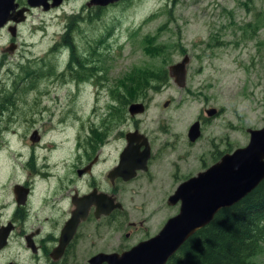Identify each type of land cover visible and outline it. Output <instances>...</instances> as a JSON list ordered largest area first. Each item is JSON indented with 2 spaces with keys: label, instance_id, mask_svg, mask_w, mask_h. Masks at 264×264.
Segmentation results:
<instances>
[{
  "label": "rangeland",
  "instance_id": "obj_1",
  "mask_svg": "<svg viewBox=\"0 0 264 264\" xmlns=\"http://www.w3.org/2000/svg\"><path fill=\"white\" fill-rule=\"evenodd\" d=\"M90 1L68 0L52 10L31 8L28 20L16 27L15 34L5 30L0 35V94L14 86L19 69L52 70L24 73L19 79L27 77L28 87L17 93L15 102L21 104L19 114L29 121L17 123L19 117L18 125L10 128L18 129L17 135L11 137V130L0 135V195L6 184L26 180L22 164L32 154L39 160L47 155L52 166L58 169L66 163L63 170H72L76 136H84L90 128L98 134L111 129L114 155L119 145L115 135H120L118 127L130 118L133 102L148 107L146 114L136 117L150 127L157 128L159 121L168 123L169 130L157 133L154 145L161 146L162 139H176L177 151L190 157L186 173L206 169L224 154L246 146L247 129L264 126V0H123L104 8H89ZM71 29L74 49L63 45ZM13 41L17 49L10 52ZM90 51L102 62L94 58L85 62L104 69L101 78L76 57H89ZM185 55L190 62L184 88L173 77L164 82L155 77L169 72ZM152 78L146 89L145 81ZM210 107L220 112L206 123L203 138L188 145L189 125ZM108 114L109 122L98 129L102 115ZM109 123L116 125L115 131ZM25 134L35 136L36 143L20 142ZM50 145L59 147V153ZM15 155L17 168L4 172L3 158ZM171 170L162 167V186L135 196L137 205L145 202L147 212L140 217L151 214L153 229L161 230L180 210V204L168 202L181 176L174 180ZM16 256L7 252L0 264ZM254 264H264V252L254 258Z\"/></svg>",
  "mask_w": 264,
  "mask_h": 264
},
{
  "label": "flooded vegetation",
  "instance_id": "obj_2",
  "mask_svg": "<svg viewBox=\"0 0 264 264\" xmlns=\"http://www.w3.org/2000/svg\"><path fill=\"white\" fill-rule=\"evenodd\" d=\"M19 25L21 23L8 21L0 29V35L5 30L11 32L13 26ZM15 41L10 44V52L17 49ZM167 77H172L168 71ZM27 87L19 92L27 91ZM139 103L146 108L144 103ZM20 107L18 102L0 105V135L19 122L29 121L19 114ZM211 110L215 111L211 114ZM144 111L132 114L128 110L130 118L118 127L120 135H115L116 143L122 145L120 149L118 145L114 155L111 151V129L105 134H98V130L90 128L84 136L80 133L76 136L77 156L72 170H63L66 163L57 169L51 165L47 155L40 160L35 154L27 158V162L22 164L26 168V180L6 184L4 193L0 195V257L13 251L17 256L8 264H111L110 255L121 257L160 232V227L153 229L149 225L151 214L146 218L140 217L147 211L143 207L145 202L140 206L135 203L137 192L162 186L161 168L164 166L172 169L170 176L174 180L181 175L174 192L182 183L210 166L195 173H186L190 157L177 151L176 139H162L161 146L154 145L157 133L169 130L168 123L164 125L159 121L158 127L152 128L136 117L146 114ZM219 112L214 107L206 108L189 125L188 145H195L203 138L206 123ZM109 116L102 115L98 129L103 122H109ZM19 117L21 120L17 122ZM196 122L199 135L194 140L190 133ZM115 127L109 125L113 130ZM10 133L11 137L17 135L18 129ZM32 134L22 135L20 142L36 143L38 135L33 138ZM49 148L59 153V147L50 145ZM16 159L17 155L3 158L4 172L11 167L17 168Z\"/></svg>",
  "mask_w": 264,
  "mask_h": 264
},
{
  "label": "water",
  "instance_id": "obj_3",
  "mask_svg": "<svg viewBox=\"0 0 264 264\" xmlns=\"http://www.w3.org/2000/svg\"><path fill=\"white\" fill-rule=\"evenodd\" d=\"M122 0H91L89 6L105 7ZM65 0H0V29L8 21L22 23L27 20L31 8L50 10ZM16 26L11 28L15 34ZM189 55L169 68L170 75L180 87L187 82ZM139 102H133L129 111H144ZM215 110H211L212 114ZM198 123L191 128L196 139ZM37 132L34 135L37 136ZM250 140L246 146L227 153L220 161L182 183L170 197L169 203L181 202L179 213L171 217L161 231L151 239L119 257L110 255L111 264H166L197 231L210 224L217 213L241 201L264 180V127L248 128ZM34 136V137H35ZM125 156V153L123 154Z\"/></svg>",
  "mask_w": 264,
  "mask_h": 264
},
{
  "label": "trees",
  "instance_id": "obj_4",
  "mask_svg": "<svg viewBox=\"0 0 264 264\" xmlns=\"http://www.w3.org/2000/svg\"><path fill=\"white\" fill-rule=\"evenodd\" d=\"M70 24H73L72 20ZM73 32L72 29L68 31L63 40V45L71 49L76 47ZM90 53L89 57H76H80L84 62L86 58L88 60L94 58L96 63L102 62L93 51ZM85 64L87 68L97 70L95 77L101 78L100 73L104 69H97L95 65L88 67L86 62ZM43 69L47 72L52 71L49 67L30 69L28 66L19 69L13 78L14 86L0 94V105L15 103L17 93L28 86L25 82L27 77L19 81L24 73L39 75ZM155 77L161 81H168L167 71L164 75ZM152 81L153 78L149 82L145 81L146 89H149L148 84ZM262 252H264V180L241 201L221 209L214 220L197 231L168 264H254V258Z\"/></svg>",
  "mask_w": 264,
  "mask_h": 264
}]
</instances>
